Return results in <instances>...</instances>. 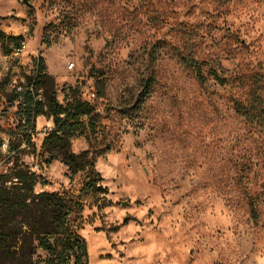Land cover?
I'll list each match as a JSON object with an SVG mask.
<instances>
[{
  "label": "rangeland",
  "instance_id": "rangeland-1",
  "mask_svg": "<svg viewBox=\"0 0 264 264\" xmlns=\"http://www.w3.org/2000/svg\"><path fill=\"white\" fill-rule=\"evenodd\" d=\"M29 3L0 0L1 30L25 41L9 55L0 43V185L6 176L20 186L19 169L36 176V194L86 179L60 158L48 163L50 118H37L29 142L17 133L14 88L41 59L43 92L91 102L99 117L93 147L85 135L71 140L74 154L94 155L108 191L105 206L87 199L83 211L89 264H264V123L234 108L264 83V0ZM147 72L154 84L138 108ZM45 258L36 247L35 262Z\"/></svg>",
  "mask_w": 264,
  "mask_h": 264
},
{
  "label": "trees",
  "instance_id": "trees-1",
  "mask_svg": "<svg viewBox=\"0 0 264 264\" xmlns=\"http://www.w3.org/2000/svg\"><path fill=\"white\" fill-rule=\"evenodd\" d=\"M24 42L22 36L7 35L0 28V43L7 55L22 50ZM181 63L196 74L200 83L207 82L195 62L182 58ZM213 76L220 86H227L228 81L216 72ZM48 80L51 78L39 59L34 62L32 75L15 86L19 102L17 133L29 142L37 118L47 116L53 122V129L42 145V151L50 157L48 163L60 158L72 177L83 174L86 179L78 189L36 194L37 179L30 171L19 169L13 178L21 185L11 188L5 185L10 180L1 176L5 181L0 185V264H89L87 243L79 234L83 211L87 199L98 206L107 204L108 191L94 168V155L91 157L89 152L76 155L71 150V140L80 135H85L93 147L92 136L100 124L96 107L75 96L66 105L60 104L54 92H43ZM254 82L247 102L235 101L234 108L238 116L259 126L264 123V83L261 78ZM153 84L154 75L147 72L141 81L142 93L136 107L141 108L151 96ZM96 90L97 98L104 99L102 81H96ZM36 247L46 254L44 260L35 262Z\"/></svg>",
  "mask_w": 264,
  "mask_h": 264
},
{
  "label": "water",
  "instance_id": "water-1",
  "mask_svg": "<svg viewBox=\"0 0 264 264\" xmlns=\"http://www.w3.org/2000/svg\"><path fill=\"white\" fill-rule=\"evenodd\" d=\"M23 3L28 6V7H31V4L29 3V0H22Z\"/></svg>",
  "mask_w": 264,
  "mask_h": 264
},
{
  "label": "built area",
  "instance_id": "built-area-1",
  "mask_svg": "<svg viewBox=\"0 0 264 264\" xmlns=\"http://www.w3.org/2000/svg\"><path fill=\"white\" fill-rule=\"evenodd\" d=\"M19 51H21V50H19ZM72 67H73V64L70 66V68H72ZM22 83H24V81H23ZM51 131H52V129H51L49 132H51ZM49 132H48V133H49ZM48 133H47V134H48ZM47 134H46V135H47Z\"/></svg>",
  "mask_w": 264,
  "mask_h": 264
}]
</instances>
